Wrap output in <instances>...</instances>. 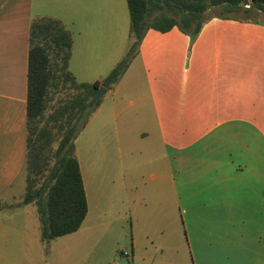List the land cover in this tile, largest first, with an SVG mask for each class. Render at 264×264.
Returning <instances> with one entry per match:
<instances>
[{
	"label": "crops",
	"instance_id": "crops-1",
	"mask_svg": "<svg viewBox=\"0 0 264 264\" xmlns=\"http://www.w3.org/2000/svg\"><path fill=\"white\" fill-rule=\"evenodd\" d=\"M39 17L77 25L69 69L79 83L103 81L134 41L127 0H0V212L4 202L12 211L0 213V264H36L43 255L32 251L16 199ZM106 95L76 140L89 206L82 226L96 189L103 217L132 213L139 224L172 227L174 264H264V22L214 18L194 41L178 28L149 29ZM151 158L155 172L145 181L136 164Z\"/></svg>",
	"mask_w": 264,
	"mask_h": 264
},
{
	"label": "trees",
	"instance_id": "trees-1",
	"mask_svg": "<svg viewBox=\"0 0 264 264\" xmlns=\"http://www.w3.org/2000/svg\"><path fill=\"white\" fill-rule=\"evenodd\" d=\"M131 36L127 56L101 82L79 83L69 71L73 37L53 17L35 18L30 33L27 98V190L23 205H34L39 217L42 242L78 232L89 206L76 140L101 104L91 101L102 87L110 90L129 68L149 29L166 33L174 28L194 41L215 16L239 19L264 14V0H127ZM249 20V19H248ZM258 21V20H254ZM70 82L74 97L48 115L53 90ZM57 124V132L54 125ZM58 134V135H57ZM57 143V147L54 144ZM39 178H43L38 184Z\"/></svg>",
	"mask_w": 264,
	"mask_h": 264
},
{
	"label": "rangeland",
	"instance_id": "rangeland-1",
	"mask_svg": "<svg viewBox=\"0 0 264 264\" xmlns=\"http://www.w3.org/2000/svg\"><path fill=\"white\" fill-rule=\"evenodd\" d=\"M217 15H222V13H219V11L209 13V16H215L212 19H223ZM231 16L264 22V14L249 17L245 14L235 13L231 14ZM69 27L71 34L72 32H77V25H74L73 22L69 23ZM73 70H76V68L74 67ZM69 71L71 72L70 69ZM75 93L76 91L70 82L60 84L57 90H53L48 115L71 100ZM56 125L53 127L55 132H57ZM54 147H57V143L54 144ZM136 165L138 171L143 170L145 181L155 172L152 158L141 161ZM117 166L120 167V164H117ZM42 180L43 178H39L38 184L42 183ZM22 185V190L16 197L17 201H22L25 198L28 185L26 174L24 175V183L20 186ZM89 193L91 213L86 224L74 234L47 242H42L40 221L35 206L27 205L25 208L17 210L19 214L18 220L27 219L31 226L29 230L32 251L43 254L42 256H35L34 261L36 264H174L175 259L171 255V247H176V240H174L175 236L172 227H163L159 222H146L145 225L139 224L137 217L133 216L132 213L128 214L127 220L121 221H113L112 216L116 215L115 212L110 213L112 218L103 217L101 213H104L103 211H105L106 207L104 206L105 200L101 193L97 192L96 189L91 190V188H89ZM9 205L6 202L2 203L3 208L0 212L2 217L12 212L8 210ZM170 235H172V244ZM176 237L178 247L184 243V232L180 227V222L176 227ZM133 242L136 243L135 259L132 256ZM158 246L161 247V250L164 249L163 255ZM60 253H78L80 255H77V259H68L59 255ZM98 254L103 255L97 257ZM184 258H186V252H184Z\"/></svg>",
	"mask_w": 264,
	"mask_h": 264
},
{
	"label": "water",
	"instance_id": "water-1",
	"mask_svg": "<svg viewBox=\"0 0 264 264\" xmlns=\"http://www.w3.org/2000/svg\"><path fill=\"white\" fill-rule=\"evenodd\" d=\"M107 93V89L102 87L98 90V92L96 93L95 97L93 98V100L91 101V106L96 105V103L102 99Z\"/></svg>",
	"mask_w": 264,
	"mask_h": 264
},
{
	"label": "built area",
	"instance_id": "built-area-1",
	"mask_svg": "<svg viewBox=\"0 0 264 264\" xmlns=\"http://www.w3.org/2000/svg\"><path fill=\"white\" fill-rule=\"evenodd\" d=\"M127 255V254H126Z\"/></svg>",
	"mask_w": 264,
	"mask_h": 264
}]
</instances>
